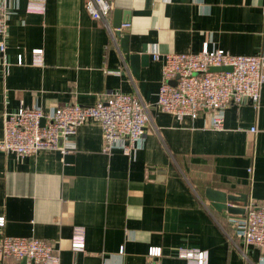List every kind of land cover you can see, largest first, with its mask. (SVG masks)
I'll use <instances>...</instances> for the list:
<instances>
[{"label": "crops", "instance_id": "1", "mask_svg": "<svg viewBox=\"0 0 264 264\" xmlns=\"http://www.w3.org/2000/svg\"><path fill=\"white\" fill-rule=\"evenodd\" d=\"M108 1L113 29L115 9L130 22L121 35L92 17L87 0H46L44 14L27 11L28 0H0V13H9L5 59L0 55V141L7 111L95 105L110 91L139 93L151 116L144 146L132 155L104 151L94 119L78 127L67 153L20 157L0 150L6 218L0 240L46 239L61 264H146L151 247L162 248L161 264H189L177 256L180 247L206 251L207 264H264L259 248L229 240L227 212L207 197L214 188L264 201V84L258 106L228 105L218 130L207 111L179 121L158 108L163 63L153 59L199 53L206 41L231 54L264 56V0ZM40 48L43 64L35 65ZM126 48L139 57L135 73ZM19 55L25 64H17ZM76 226L85 229L82 251L72 248Z\"/></svg>", "mask_w": 264, "mask_h": 264}, {"label": "built area", "instance_id": "2", "mask_svg": "<svg viewBox=\"0 0 264 264\" xmlns=\"http://www.w3.org/2000/svg\"><path fill=\"white\" fill-rule=\"evenodd\" d=\"M86 8L94 19L103 20L112 34L114 30L129 27V23L122 24L120 29L111 27L108 18L113 6L108 0H87ZM27 11L44 14L46 0H28ZM8 19L9 13H0V55L3 59L7 50ZM153 59L163 63L157 106L161 111L175 115L179 121L187 117L195 120L201 111H207L211 114L212 127L219 130L223 127L224 109L228 105L245 100L254 106L259 104L264 84L263 55H235L221 48H211L206 41L199 53H155ZM43 60V49H35L33 64L42 65ZM3 63L9 66L6 60ZM17 64H25L23 55L18 56ZM223 66L231 70H211ZM6 71L9 73V68ZM90 119L98 121L102 127L104 151L121 150L132 155L144 146L151 116L139 93L121 91H110L105 100L95 105L72 103L50 110L21 106L17 111L4 113V137L0 141V150L20 157L41 150L67 153L75 148L72 137L78 127ZM250 131L254 132V127ZM244 210L243 215L227 212L232 229L229 240L238 239L245 246L259 248V259L264 262V201L259 205L247 201ZM5 223L6 218L0 216V227ZM72 248L74 251L84 250V227H75ZM162 256L161 247H151L146 264H161ZM177 256L189 264L208 262V253L196 248L180 247ZM10 257L24 260L26 264H61L59 251L53 243L38 237H3L0 240V260Z\"/></svg>", "mask_w": 264, "mask_h": 264}, {"label": "water", "instance_id": "3", "mask_svg": "<svg viewBox=\"0 0 264 264\" xmlns=\"http://www.w3.org/2000/svg\"><path fill=\"white\" fill-rule=\"evenodd\" d=\"M126 19L123 17V11L119 9L114 10V28L120 29L122 24L130 23L129 21H125ZM121 30H116L117 35H121ZM128 36L124 37V41ZM127 57L131 60L132 66L134 67V73L138 71V55H132L128 52V48H126ZM212 71H228L231 70L230 67H212ZM44 123V122H43ZM207 197L209 201L212 203V206L218 211H226L230 214H241L243 215L245 210L244 207L247 204V196L246 195H232L222 192L220 190H216L214 188H209L207 190ZM237 201L242 202V207L237 206L235 203Z\"/></svg>", "mask_w": 264, "mask_h": 264}]
</instances>
